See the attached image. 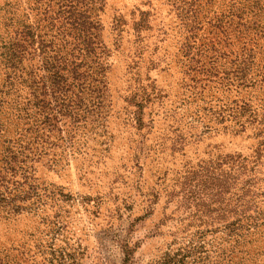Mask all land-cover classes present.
Listing matches in <instances>:
<instances>
[{
	"label": "rangeland",
	"instance_id": "1",
	"mask_svg": "<svg viewBox=\"0 0 264 264\" xmlns=\"http://www.w3.org/2000/svg\"><path fill=\"white\" fill-rule=\"evenodd\" d=\"M0 264H264V0H0Z\"/></svg>",
	"mask_w": 264,
	"mask_h": 264
},
{
	"label": "trees",
	"instance_id": "2",
	"mask_svg": "<svg viewBox=\"0 0 264 264\" xmlns=\"http://www.w3.org/2000/svg\"><path fill=\"white\" fill-rule=\"evenodd\" d=\"M33 36H31V43L33 44L34 40L32 39ZM42 52H44V50L42 48H40Z\"/></svg>",
	"mask_w": 264,
	"mask_h": 264
}]
</instances>
